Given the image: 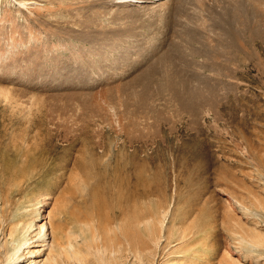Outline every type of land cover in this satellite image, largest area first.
I'll list each match as a JSON object with an SVG mask.
<instances>
[{"label": "rangeland", "instance_id": "rangeland-1", "mask_svg": "<svg viewBox=\"0 0 264 264\" xmlns=\"http://www.w3.org/2000/svg\"><path fill=\"white\" fill-rule=\"evenodd\" d=\"M17 1L0 0V264L11 246L9 229L14 236L24 233L27 247L17 253L20 259L6 264H45L48 258L74 264L57 252L81 245L75 218L101 231L121 227L134 215L144 223L142 218L153 210L156 221L164 213V233L179 228L185 235L174 243L171 239L166 248L167 241H160L161 255L154 263H165L177 243L188 240L189 257L211 252L207 264H264V83L259 72L252 69L246 78L254 83L240 87L234 79L202 69L204 59L197 56L191 67L216 85L210 93L216 108L186 111L168 93L145 105L136 99L135 108L125 97L140 88L130 85L154 72L157 59L169 54L171 43L180 42L176 35L188 25L186 18L176 17L173 27L167 18L177 0H140L125 10L105 1L113 10L110 19L117 12L127 16L110 27L137 36L126 39L122 54L103 61V70L86 73L69 72L60 61L47 62L42 53L50 47L48 34L31 40L39 36L43 21L42 32L48 26L58 28L61 38L68 32L45 7L86 5L95 10L94 0H30L25 8ZM186 1L184 17L192 15L188 26L194 28L200 24L192 20L198 19L196 6L216 8L214 0ZM36 4L44 9L42 17L29 19L27 9ZM27 23L35 27L34 35L27 34ZM207 41L205 46L213 45ZM122 58L127 67L118 68ZM65 76L72 81L65 82ZM116 90L126 91L120 96ZM10 164L30 169L25 177L10 176L3 171ZM240 239L257 241L260 250L244 252L236 244ZM133 261L131 256L123 260Z\"/></svg>", "mask_w": 264, "mask_h": 264}, {"label": "bare ground", "instance_id": "bare-ground-1", "mask_svg": "<svg viewBox=\"0 0 264 264\" xmlns=\"http://www.w3.org/2000/svg\"><path fill=\"white\" fill-rule=\"evenodd\" d=\"M29 1L30 0H18L17 4L20 5L21 8H25ZM105 1L107 0H94L96 3L95 10L86 5L79 8L72 6H68L67 8L63 6L45 7L48 15H52L50 19L55 22V24H58L59 22L57 20L60 19V23L68 29L67 34L61 38L56 33L58 28L48 26L46 30H43L42 32L41 25L45 26L46 22L43 21L40 25H38L39 31L41 32H39L38 37L33 36L31 41L34 42L40 40L42 38V33H44V35L48 34L45 43H50V47L47 49L45 46L42 55L48 58L47 62H50V65H52L53 61H60L59 63L65 64V67L70 69L69 72L74 70L75 72L80 71V73H86L92 69L103 70V61H106L107 59L110 60L116 52L122 54V44L128 42L127 40L129 38L137 35L126 28H116V30H113L110 27L112 24H115V22H119V20H123L127 16L117 12L114 14V18L110 19L108 17L109 11L113 10L107 7ZM111 1L108 3L111 2L120 10L122 8V10H125V7H129L133 4L136 5V3H142L140 0ZM185 1L186 0H177V5L173 3L175 6L170 9L168 8L170 14L167 18L170 17L171 25L173 23L172 19H176V17H183L182 19L186 18L184 23L188 25L189 23L191 24V22L188 21V18L190 16L192 17V15L189 13L190 16L188 15V17H184L188 14L185 13V11H187V7H184V5H187ZM60 2H62V0ZM85 2H88V0H85ZM192 3L195 4V2ZM214 3V7L216 8L207 7L203 3L202 5L200 4L196 6V10L198 9V12L196 11L198 19H196V21L194 19L192 20L196 24H199L197 21L200 22L199 27L194 28L195 26L193 27V25H186L184 27L181 26L182 31L176 35L180 42L171 43L170 49L167 51L169 54L157 59L158 61H156L153 68L154 72L142 75L138 80L130 85V88H140V90H138L137 93H133V95L129 97H125L126 101L132 102L133 106L137 108L139 107V103L136 102V99L141 102L140 104L145 105L150 99H154L152 98L153 96L168 93V96L164 95L167 97L172 95L173 98H170H172L173 101H176L178 106L186 111H189L191 108L202 106L205 108H216L214 105L215 98H213L214 96H211V94L213 95V93L217 90L216 85H214V82L209 79L204 81L202 76H200V73L198 74L191 67V65H193L191 61L192 58L197 56L204 59L202 62H204L205 65L201 62L203 65L201 66L202 69L213 72L214 75L219 78L226 77L230 80L234 79V81L237 82L235 85L242 87L244 83H254L253 80H247L246 78V75L251 74L250 71L252 69L253 71H256L257 74L259 72L262 77L261 82L264 83V0H214ZM27 10L29 19L34 17L33 20H39V18L42 17V11L44 9L38 7L36 4L33 8L30 7ZM50 19H47V21H50ZM105 22H107V24ZM194 22L192 24H194ZM78 23H82L84 25L79 26ZM166 23H169V21ZM168 25L166 24L167 29L169 28ZM27 26V34L34 35L37 32L35 27L29 25V23H27ZM175 26H178V24ZM205 30L207 31L206 33H204ZM75 31H80L81 34L84 33L85 35H73ZM208 34H211L212 36ZM9 39H11V37H9ZM206 41L208 43H212L213 45H209V47L205 46L204 42ZM29 53H32V50ZM51 53H56V55H51ZM120 55L119 58L121 57ZM123 58L121 62L118 63V68L122 65L127 67V63L126 61H123ZM127 58L128 57H126V59ZM217 62L218 64L216 65ZM229 64L232 67H229ZM44 65L46 66V64ZM74 65H78V68ZM56 69L59 70V68ZM56 73L60 74L58 71H56ZM65 77V82L72 81L71 78H68L67 76ZM224 86L227 89L230 88V85L225 84ZM125 91L126 90H123V92ZM116 92H118L120 96L123 93L120 90H116ZM170 104L172 103L170 102ZM28 169L30 168H24L21 170V167L19 169L16 168L15 165L10 164L6 166L3 171L8 173L10 176H16L17 174L18 177H25ZM153 213L156 214L154 210ZM83 214L84 213H81V216ZM146 214L144 216H146ZM152 215L143 217L142 219L145 220L144 223L141 219L135 218L134 215L128 223L124 221L126 224L121 227L118 225L115 228L114 225V229H111L112 227L109 226L110 228L100 229L101 231L97 230L92 225L89 226L90 223L88 224L83 220H79L80 218H75V223L78 227L76 231L81 235L82 243L78 246H70V248H72L71 251H67L66 246L63 250H59L57 252V257L63 256L64 259L68 261L70 259L74 264H124L123 260H125L127 256H131L134 260L132 264H159L157 262L154 263V261L157 260L155 259L156 257L161 255V253H158L161 248L160 241H167L164 245L166 248L169 243L177 242L180 239H183L185 235L179 228L176 233H164V229H168L163 226V220H165L164 213H162L160 220L156 218L158 221L153 219ZM125 219L128 221V217ZM107 224L109 225V223ZM38 229L41 231L42 226H39ZM8 233L10 236L9 238H11V246L9 248H5L4 250L3 263L5 264L11 262L12 260L14 261V259L17 260V253H20V249L23 246L27 247V245H24L27 240L23 238L24 233H22V230L19 232L22 233V235L20 234L14 236L11 229H9ZM240 233L243 234L242 232ZM208 238L209 236H202V240H206L211 243V240ZM171 239H173L172 242H170ZM28 241H30V239ZM180 242L182 243H177V246L174 247L173 251L168 253L167 261L165 263L161 260V264L208 263L206 261L212 255L210 251H207L209 253H202L201 255H192L191 253L189 257L187 254L188 250H186L189 248V245L187 244L189 241L183 240ZM255 242L249 241L244 243L242 239H240V241L236 244L244 252L253 254L257 251V249L260 250V247H258L260 245L257 244V241ZM262 242L263 241H261V243ZM203 245L206 249L208 248L206 243H203ZM211 246L212 244L209 247ZM36 252L39 251L37 250ZM176 258H178V260H176ZM56 261L57 260L54 258H51L50 260L48 258L45 264H58ZM35 263L38 264V262Z\"/></svg>", "mask_w": 264, "mask_h": 264}]
</instances>
